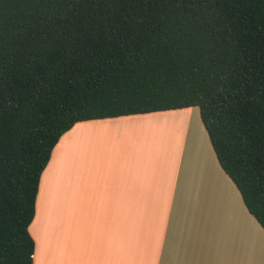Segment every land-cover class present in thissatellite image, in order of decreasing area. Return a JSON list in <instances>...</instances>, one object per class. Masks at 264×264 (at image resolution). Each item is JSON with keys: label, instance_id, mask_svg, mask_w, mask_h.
Segmentation results:
<instances>
[{"label": "trees", "instance_id": "obj_1", "mask_svg": "<svg viewBox=\"0 0 264 264\" xmlns=\"http://www.w3.org/2000/svg\"><path fill=\"white\" fill-rule=\"evenodd\" d=\"M194 106L264 229V0H0V264L76 123Z\"/></svg>", "mask_w": 264, "mask_h": 264}, {"label": "crops", "instance_id": "obj_2", "mask_svg": "<svg viewBox=\"0 0 264 264\" xmlns=\"http://www.w3.org/2000/svg\"><path fill=\"white\" fill-rule=\"evenodd\" d=\"M160 112L81 121L60 138L30 226L34 264H264V229L198 108Z\"/></svg>", "mask_w": 264, "mask_h": 264}, {"label": "rangeland", "instance_id": "obj_3", "mask_svg": "<svg viewBox=\"0 0 264 264\" xmlns=\"http://www.w3.org/2000/svg\"><path fill=\"white\" fill-rule=\"evenodd\" d=\"M194 107H196V108H198V110H199V112H200V108L198 107V106H194ZM166 111H170V110H166ZM166 111H163V112H160V111H158V112H160L161 114H167V112ZM171 112H174V111H171ZM174 114V113H173ZM165 117V115H161L160 116V119H163ZM200 118H201V115H200ZM201 121H202V118H201ZM203 122V121H202ZM72 136V135H71ZM72 138V137H71Z\"/></svg>", "mask_w": 264, "mask_h": 264}]
</instances>
